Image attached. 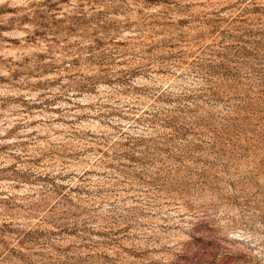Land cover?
<instances>
[{
  "label": "rangeland",
  "instance_id": "1",
  "mask_svg": "<svg viewBox=\"0 0 264 264\" xmlns=\"http://www.w3.org/2000/svg\"><path fill=\"white\" fill-rule=\"evenodd\" d=\"M0 264H264V0H0Z\"/></svg>",
  "mask_w": 264,
  "mask_h": 264
}]
</instances>
